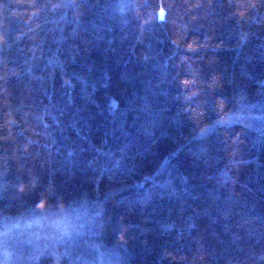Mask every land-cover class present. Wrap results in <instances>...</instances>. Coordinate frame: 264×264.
I'll use <instances>...</instances> for the list:
<instances>
[{"label":"trees","instance_id":"16d2710c","mask_svg":"<svg viewBox=\"0 0 264 264\" xmlns=\"http://www.w3.org/2000/svg\"><path fill=\"white\" fill-rule=\"evenodd\" d=\"M6 221L14 264H264V0H0Z\"/></svg>","mask_w":264,"mask_h":264},{"label":"clouds","instance_id":"9594fccd","mask_svg":"<svg viewBox=\"0 0 264 264\" xmlns=\"http://www.w3.org/2000/svg\"><path fill=\"white\" fill-rule=\"evenodd\" d=\"M43 205V207H41ZM64 208L60 211L59 218L54 216H45L43 221H34L33 223L41 230L50 233L49 239L55 238L62 241L70 238L73 234H81L85 224L77 220H70L65 214ZM37 212L45 214L49 212L47 203L42 202L37 205ZM31 225H22L19 222H5L0 227V264H14L15 249L18 245L35 246L39 237L28 231Z\"/></svg>","mask_w":264,"mask_h":264}]
</instances>
